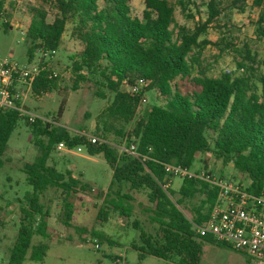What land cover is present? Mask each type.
<instances>
[{
  "label": "trees",
  "instance_id": "obj_1",
  "mask_svg": "<svg viewBox=\"0 0 264 264\" xmlns=\"http://www.w3.org/2000/svg\"><path fill=\"white\" fill-rule=\"evenodd\" d=\"M246 1L232 0L231 8L244 12ZM55 2L58 14L52 21L43 7H30L26 32L30 60L37 51H58L71 24L72 36L81 44V49L69 56L76 74L72 89L78 90L81 83L94 80L99 84V97H106L101 88L105 86L113 98L99 114L97 136L101 140L97 143L83 133L71 134L60 125L67 96L52 121H30L16 111L0 114V168L20 118L26 119L41 151L35 161L23 166L32 191L19 199L20 228L8 264H23L27 258L43 261L47 256L48 244L34 245L33 238L51 236L50 211L42 202L49 189L59 191L63 211L60 219L69 226L74 216L73 197L91 188L72 170L62 172L48 164L60 143L70 148L83 147L91 156L103 155L111 167V184L98 195L103 199L99 221H107L111 209L130 221L134 216L132 192H146L149 219L130 221L139 231L132 247L139 252L140 261L148 256L168 261L176 257L178 264H200L206 243L228 246L211 236H201L197 229L209 218L218 188L198 178L182 179L179 190L165 188L170 180L165 164L191 168L199 154L210 153L224 165L232 163L253 191L264 189V72L257 65V54L247 44L241 49L234 47L242 60L235 71H224L218 76L209 75L202 65L206 46H220L225 40H201L209 25L221 15L223 0L207 2V19L195 29L176 22V6L186 12V0L176 4L172 0H144L142 17L133 14L129 0ZM5 3L0 0V19ZM253 3L262 6L264 0ZM6 15L9 17V12ZM2 25L5 29L11 27L10 22ZM258 25L263 35L264 11ZM231 44L235 45H225ZM40 69L33 94L42 96L59 90L60 77L45 62ZM179 78H190L191 89L184 92ZM141 82L146 85L131 92V87ZM151 90L164 103L136 118L146 92ZM132 122L127 130L126 125ZM132 144L140 156L119 148ZM203 168H209L207 159H203ZM114 261L118 264V260Z\"/></svg>",
  "mask_w": 264,
  "mask_h": 264
},
{
  "label": "rangeland",
  "instance_id": "obj_2",
  "mask_svg": "<svg viewBox=\"0 0 264 264\" xmlns=\"http://www.w3.org/2000/svg\"><path fill=\"white\" fill-rule=\"evenodd\" d=\"M177 3L178 0H172ZM209 0H186L188 9L183 12L176 6V22L179 25L195 29L201 22H205L208 15L207 2ZM232 0H223L222 13L217 20L209 25L201 40L217 41L225 39L220 46L208 44L201 56L202 65L211 76H218L221 72L237 69V63L242 60L234 47L242 48L249 45L253 53L257 54V65L264 72V34L258 31V22L264 11V3L257 6L251 0L245 3V11L239 12L231 8ZM133 14L142 17L144 0H129ZM11 27L5 29L0 23V51L5 57L26 65L30 68L40 67L42 62L60 77L59 90L35 96L29 93L24 101L30 113L36 116L47 117L52 120L58 112L64 96H67L65 111L60 119V125L71 134L87 133L97 136L98 117L102 110L111 102L113 94L103 87L106 97H99V84L94 80L81 83L78 90L72 85L76 74L71 69L69 56L81 49V44L72 36V25L69 24L63 36L61 48L51 58L50 54L35 52L33 59L28 56L26 32L30 23V7H43L52 21L58 14L55 0H6ZM233 43L235 45H225ZM256 65V66H257ZM199 69V68H198ZM197 74V70L194 75ZM184 92L191 89L190 78L178 79ZM67 92L65 94L64 92ZM62 91V92H61ZM164 100L155 90L146 92L140 104L137 117L145 115L153 106L162 105ZM134 122L126 125L128 130ZM37 137L26 124L25 118H20L8 142V148L3 157L4 163L0 168V264H8L10 250L14 246L20 228L21 203L26 192L32 191L27 182V175L23 170L25 162H33L41 154L36 144ZM125 146V145H123ZM52 151L48 164L64 172L72 170L75 176L81 177L91 185L87 191L75 194L74 216L69 226L61 221L62 198L59 191L49 189L42 202L50 211L49 238L35 235L33 244L41 242L48 244L49 251L43 261H34L27 258L23 264H178L177 258L164 260L148 256L140 261L139 252L132 247V242L138 240L139 231L130 221L135 218L149 219L146 211L149 201L145 191H133L135 198L134 216L129 221L118 212L109 210L107 221H99L98 213L103 206V199H99V192H106L111 184L113 172L103 155L91 156L85 148L78 151ZM203 159H207L209 167L216 170L218 176L227 179L245 181L232 163L224 165L212 154H199L191 167L192 171L203 168ZM182 178H174L171 187L179 190ZM189 215V212L185 210ZM96 233L102 234L98 237ZM98 244V246H97ZM121 258V259H119ZM200 264H252L246 253L237 251L228 246L206 243Z\"/></svg>",
  "mask_w": 264,
  "mask_h": 264
},
{
  "label": "built area",
  "instance_id": "obj_3",
  "mask_svg": "<svg viewBox=\"0 0 264 264\" xmlns=\"http://www.w3.org/2000/svg\"><path fill=\"white\" fill-rule=\"evenodd\" d=\"M8 12L5 4L0 23L9 22L6 15ZM55 53L56 51H52L44 55L50 54L52 58ZM40 71V67L30 68L22 65L3 56L0 51V114L16 111L22 116H27L30 121L38 118L52 121L30 113L24 103L29 93H33V85ZM145 85L144 82L138 83L131 87V92H138ZM83 134L88 136L92 143L101 140L98 136ZM57 148L68 152L73 150L65 143H60ZM119 148L131 155L140 156L135 144ZM77 149L82 151L83 147ZM165 170L170 176L169 182L164 185L165 188L171 186L174 178H198L216 186L217 199L209 218L197 226L198 233L201 236H211L218 243L246 253L252 264H264V189L255 192L250 188L249 182L221 178L211 167L192 171L183 165L165 164Z\"/></svg>",
  "mask_w": 264,
  "mask_h": 264
}]
</instances>
